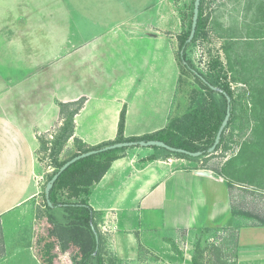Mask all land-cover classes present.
Listing matches in <instances>:
<instances>
[{"label": "crops", "instance_id": "1", "mask_svg": "<svg viewBox=\"0 0 264 264\" xmlns=\"http://www.w3.org/2000/svg\"><path fill=\"white\" fill-rule=\"evenodd\" d=\"M20 1L0 0V10ZM164 2L44 0L37 26L18 27L17 14L0 12V264H43L37 223L25 225L22 214L39 204L50 172L38 136L61 124L58 102L85 98L66 145L114 140L123 108L125 137L151 134L185 112L176 96L177 35L166 32L176 23ZM128 152L88 198L106 264H194L208 226L232 232V263L264 264V189L229 182L223 163L204 169L183 157Z\"/></svg>", "mask_w": 264, "mask_h": 264}, {"label": "trees", "instance_id": "2", "mask_svg": "<svg viewBox=\"0 0 264 264\" xmlns=\"http://www.w3.org/2000/svg\"><path fill=\"white\" fill-rule=\"evenodd\" d=\"M202 4L203 0H200L198 21L193 39L202 35L205 30L206 21L202 15ZM189 31L187 30L177 34L176 39L179 49L181 50L184 47V52L182 55L180 54V58L181 60H186V64L183 61L182 63L184 67L191 71L190 68L194 69V66L185 56V49L188 45L185 43V40L188 37ZM194 76L201 85V93L193 100V104L188 110L181 115L170 118L163 128L151 134L125 137L123 135L125 109L123 108L119 117L117 135L114 140L90 146L75 137L74 143L76 144L77 150L71 157L115 142L148 139H158L173 147L183 148L189 151H201L202 155L208 154L207 150L214 141L226 111V106L221 107L214 99L213 93L221 95L225 100V104L226 97L220 92L211 90L197 75L194 74ZM210 82L227 92L231 97V104L233 103L234 94L227 82ZM252 88V108L258 111L256 112V119L252 126L254 137L249 141H245L235 155L225 160L221 166L220 173L227 177L229 182L245 183L257 187V181L264 185V83L262 86ZM84 101L85 98L82 97L76 101L58 102L59 117L61 119L58 130L51 140L43 135L38 136L40 143L38 154L41 161H44V157L40 156V154L49 149L51 155L57 156L67 140L73 136L74 115L81 109ZM233 108L232 104L229 121L215 150H226L229 141H233V130H229V126L235 118ZM227 130H229L228 133ZM48 145L51 146L49 147ZM150 148L152 153L147 155L146 158L148 160L162 156V152L166 153L164 155L165 157L174 155L187 159L195 158L183 153H175L162 147L151 146ZM126 149L127 147H122L91 154L70 164L61 172L51 188V207L45 202L43 191V205L51 212L48 219V232L51 236L52 243L46 246L45 255L41 253V250L45 248L42 244H39L35 250L40 262L43 264H60V255L57 253V250H59L61 252H67L66 254H71L73 264H106L101 256L102 237L98 227L97 212L89 205L88 198L94 185L108 170L111 162L120 156L121 153L119 152H124ZM235 159L237 160L234 165L228 168L231 161ZM65 161H58L54 166L59 168ZM256 162H259V168L256 166ZM241 166H246L247 170L255 172L254 174L261 173L260 179H258V176L254 177V175H240L238 169ZM261 189H264V187ZM56 210L61 212L59 217L55 215ZM91 224L94 225L99 237V247L96 254H93L96 242ZM209 231V228L204 229L205 234ZM199 246L200 238L195 243L193 262L194 264H205L198 259V254L200 256L202 254ZM216 264H221L219 259Z\"/></svg>", "mask_w": 264, "mask_h": 264}, {"label": "rangeland", "instance_id": "3", "mask_svg": "<svg viewBox=\"0 0 264 264\" xmlns=\"http://www.w3.org/2000/svg\"><path fill=\"white\" fill-rule=\"evenodd\" d=\"M44 0H29V3L22 2L14 4L13 11H10V4H2L0 12H13L19 16V23L15 22L18 27L29 25L30 23H41L42 8ZM130 1V0H129ZM137 2L138 0H131ZM163 8L173 13V28L166 31L167 33L177 35L190 30L191 18L193 13L194 0H165ZM137 4V3H135ZM135 4H131L132 6ZM47 7V6H46ZM29 12L30 20H23V15ZM202 15L205 18V30L202 35L197 36L188 43L185 49L186 59L189 60L196 71L201 73L210 81L220 83L227 82L234 94L233 109L235 118L233 119L229 130H233V141H229L226 150L218 149L208 154H203L191 159L193 164L200 168L216 169L225 162L228 157L235 155L245 141L253 139L252 126L256 119V112L252 108L253 88L262 86L264 83V0H203ZM175 32H172L174 31ZM175 56L180 67V76L177 87V98L180 101L178 111L183 112L190 108L193 100L201 93V85L196 80L194 74L184 67L180 58V49L178 42L174 40ZM28 71L30 69H27ZM216 102L221 106H226L225 100L218 93H213ZM231 104V105H232ZM60 125H58L59 127ZM50 135H43L49 140L58 130ZM227 130V133L228 131ZM230 133V132H229ZM49 147L51 145H48ZM76 144L70 143L64 145L60 153L51 155L50 150L40 154L44 157V164L49 166L50 172L45 175L41 188V196L38 198L39 204L29 208L24 212L22 220L25 225L33 227L37 223V237L34 240L35 249L38 248L39 242L43 243L44 249L42 254H46V246L51 245V236L48 232V223L50 211L43 205V191L50 175L58 168L54 165L56 162L65 161L76 152ZM125 151L152 153L150 147H128ZM124 151V152H125ZM123 153V152H119ZM166 155L165 152L161 153ZM174 156V155H170ZM237 159L231 161L228 168L232 167ZM256 166L260 167L259 162ZM226 168V170H228ZM256 169V168H254ZM240 175H254L261 177L260 174L247 170L246 166L238 169ZM256 188L261 189L264 185L258 181ZM63 197V196H61ZM34 204V203H33ZM58 217L61 212H55ZM98 216V215H97ZM99 217V216H98ZM208 233L202 232L200 236L199 249L202 250L198 259L205 264H216L217 260L221 264H232L234 246L232 242V232L214 231L211 226ZM45 243V244H44ZM60 255V264H73L70 261L71 254L57 250ZM6 264H14L8 261Z\"/></svg>", "mask_w": 264, "mask_h": 264}, {"label": "water", "instance_id": "4", "mask_svg": "<svg viewBox=\"0 0 264 264\" xmlns=\"http://www.w3.org/2000/svg\"><path fill=\"white\" fill-rule=\"evenodd\" d=\"M199 7H200V0H194L193 2V13H192V18H191V26H190V31L188 34V37L185 40V43L188 44L192 41L194 35H195V31H196V26H197V21H198V14H199ZM184 52V47L180 50V54L182 55ZM184 64H186V60H182ZM191 71L197 75L211 90L215 91V92H220L222 93L225 97H226V111H225V115L224 118L217 130L216 136L214 138L213 143L211 144V146L208 148V153L213 152L215 150V148L217 147V145L220 142V138L222 133L225 130V127L229 121L230 118V114H231V97L228 95L227 92L223 91L220 87L212 84L208 79H206L201 73H199L198 71H196L195 69L190 68ZM136 146H140V147H151V146H157V147H162L165 148L166 150L175 152V153H183L192 157H197L202 155L201 151H189L183 148H178V147H173L167 143H165L162 140H158V139H148V140H130V141H120V142H115V143H111L96 149H92L83 153H79L71 158H69L68 160H66L53 174L52 176L47 180V182L45 183L44 186V197H45V202L47 203V205L49 207L52 206V203L50 201V191L51 188L54 184V182L57 180L58 176L61 174L62 171H64L70 164H72L73 162H75L76 160L83 158L85 156L91 155V154H96L99 152H103V151H107V150H111V149H116V148H122V147H136ZM91 229L94 233L95 236V242H96V246H95V250L93 252V254H96L98 251V247H99V237H98V233L94 227L93 224H91Z\"/></svg>", "mask_w": 264, "mask_h": 264}]
</instances>
